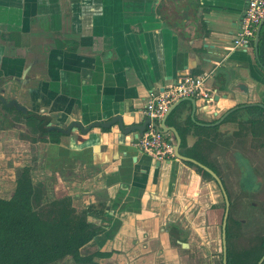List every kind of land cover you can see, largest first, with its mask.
Listing matches in <instances>:
<instances>
[{"label": "crops", "instance_id": "1", "mask_svg": "<svg viewBox=\"0 0 264 264\" xmlns=\"http://www.w3.org/2000/svg\"><path fill=\"white\" fill-rule=\"evenodd\" d=\"M245 8L246 0H0L4 88L54 127L115 116L134 127L146 121L150 98L186 76L208 75L217 101L193 98L194 114L183 102L166 124L178 132L183 157L200 162L193 150L199 141L205 162L219 170L228 164L238 181L242 154L260 166L264 150L260 140L255 154L244 150L264 136L248 110L264 105V58L258 48L259 65L254 48L232 44ZM242 105L249 107L223 118ZM136 134L124 136L117 126L72 132L45 144L44 168L66 185L61 194L73 207L102 228L89 244L110 254L99 259L105 264H191L179 248L187 252L188 234L203 233L204 220L201 229L195 221L204 216L211 183L182 161L157 167L136 147ZM211 204L215 216L217 202ZM173 227L185 237H171Z\"/></svg>", "mask_w": 264, "mask_h": 264}, {"label": "trees", "instance_id": "2", "mask_svg": "<svg viewBox=\"0 0 264 264\" xmlns=\"http://www.w3.org/2000/svg\"><path fill=\"white\" fill-rule=\"evenodd\" d=\"M260 35L259 57L264 58V32H260ZM248 110L258 116L253 120L258 121L259 130H264L261 118L264 110L259 107ZM49 133V142L59 144L62 135L57 131ZM204 146L198 141L193 150L199 152H196V158H200L199 163L211 169L213 167L201 155ZM206 151L209 152L210 147L207 146ZM185 164L195 168L204 180H212L200 168L191 163ZM29 171L24 168L20 172L9 199H0V264H55L67 257L75 264H96L93 258L110 256L98 251L90 255L81 254V249L101 233L102 228L88 221L85 211L78 212L69 196L47 199L42 185L32 182ZM229 221L226 227L227 264H256L264 254V237L254 253L246 251L240 254L233 250V233Z\"/></svg>", "mask_w": 264, "mask_h": 264}, {"label": "rangeland", "instance_id": "3", "mask_svg": "<svg viewBox=\"0 0 264 264\" xmlns=\"http://www.w3.org/2000/svg\"><path fill=\"white\" fill-rule=\"evenodd\" d=\"M17 109V108H16ZM3 112V110H2ZM4 121L0 118V199L9 198L15 188V181L18 178L23 168L31 169V179L34 184H43L44 196L47 199L60 197L64 192L65 184L59 186L56 175L52 174L49 168H44L43 157L45 150L40 146H32L28 141L31 133L27 131L26 127L14 123L12 120L19 122L15 119L14 113L3 112ZM18 119V117H16ZM21 123L22 120H20ZM259 130V127L257 128ZM28 134L30 136H28ZM42 146V145H41ZM47 148V146L45 147ZM44 150V151H43ZM260 164L264 165V151L258 156ZM173 161V160H172ZM224 167V166H222ZM220 167V169L222 168ZM64 175L62 178L64 181ZM210 181L211 189H205V212L204 216L195 221L196 225L202 227L205 223L202 237L197 235H188L186 237L190 249L182 250L179 248L181 254H186V260L191 264H221L222 261V244H221V219L223 214V203L219 196V189L213 181ZM64 186V187H63ZM213 194L215 196L213 197ZM208 198V199H207ZM203 200V199H202ZM207 200V201H206ZM252 200V199H250ZM258 199H254L255 201ZM217 202V214L213 216L214 208L211 202ZM259 203H261L258 200ZM249 201L245 200L240 202L235 207L233 212V219L229 221L230 230L233 233V250L240 254L246 251L253 253V245L261 236L264 235V212L260 210H252L249 207ZM264 210V202L260 205ZM199 207L195 210V215H198ZM201 214V213H200ZM200 216V215H199ZM207 218V220H206ZM204 220V223L201 222ZM244 221L241 226L235 224L236 221ZM183 223L179 222L177 225L183 227ZM197 226V227H198ZM95 248L92 245H86L81 249L82 255H90L95 253ZM101 258H93L96 264H105ZM98 261L99 263H97ZM55 264H75L70 257L63 259ZM250 264V263H244ZM264 264V263H263Z\"/></svg>", "mask_w": 264, "mask_h": 264}, {"label": "flooded vegetation", "instance_id": "4", "mask_svg": "<svg viewBox=\"0 0 264 264\" xmlns=\"http://www.w3.org/2000/svg\"><path fill=\"white\" fill-rule=\"evenodd\" d=\"M26 69L28 70V68H25L24 70H22V73H21L22 78H24L27 74ZM4 77L2 76V74H0V118L2 117L1 119L6 121V119L3 118L4 111L8 113H14L15 119L18 120L19 122H16L14 120L12 121L18 124L17 126L22 125L24 128L26 127L27 131L31 133V136L28 134V136H30L29 137L30 139L28 142L32 146L36 145V147L40 146L41 149H44L46 147L45 144L50 143L49 142V139H50L49 132L52 131L50 130V128L54 126H51V124L46 120V117L42 114V111L39 112V110L36 111L32 107L28 108L24 105L19 104L16 98L13 97L14 96L13 91L11 89L4 88V85H5L4 82L7 81L6 76ZM16 106H19L20 108H23V109L18 110L16 109ZM16 117H18V119ZM20 120H22L23 123H21ZM38 123H41V124L38 126ZM259 140H260L261 148L264 149V136H263L253 141V143H255L254 145L252 146L250 145L248 148L244 147V150H250L252 151V154H255L256 152H258V149L260 147L258 144ZM241 157H242L241 166H240V169L238 170L240 179L238 181L234 180L231 167L228 164L224 165V167L220 170L214 169V168L212 169V171L220 179V182L222 184V187L224 189L225 195L229 203L227 222L228 220L233 219V212L235 211V207L239 205L240 202L245 201V200L249 201L250 203L249 207L253 211L260 210L261 213L264 212V210H262L260 207L261 203L264 202V165L260 164L259 166L258 163L253 164V162H250V158L247 155L242 154ZM27 169L30 170L29 171V174H30L31 169L28 167ZM30 177H31V174H30ZM213 183L215 184V186L218 187V185L214 181ZM15 184H16V181H15ZM40 185H42V188H43V184H40ZM218 189H219V196L221 197V201L223 203V214H222V218H223L224 211H225V201H224L223 193L221 192L219 187ZM12 194L9 196V198L12 196ZM214 196L215 194H213V197ZM9 198H6V200ZM250 199L252 200L258 199L261 203H259L258 200H256L255 202ZM243 223L244 221H241V220L235 222V224L238 226H241V224ZM221 225H222V219H221ZM226 227H227V224H226ZM201 228L203 227H199L198 229H201ZM202 234H203L202 232H199L193 235H197L199 238H201ZM188 235H191V234H188ZM170 236L177 237V238L185 237V236L178 235L177 229L175 227H173V229L170 231ZM263 237L264 235L261 236L259 239H257V242H255V244L253 245L252 247L253 253L255 252V250H257V248H259ZM185 243L186 242L181 243V245ZM221 244H222V237H221ZM226 249H227V242H226ZM222 259H223V250H222ZM221 264H222V261H221Z\"/></svg>", "mask_w": 264, "mask_h": 264}, {"label": "built area", "instance_id": "5", "mask_svg": "<svg viewBox=\"0 0 264 264\" xmlns=\"http://www.w3.org/2000/svg\"><path fill=\"white\" fill-rule=\"evenodd\" d=\"M264 20V0H246V8L241 18L239 31L235 35L233 48L246 50L253 48L257 28ZM208 75L186 76L174 85L168 86L162 93L148 100L143 115L148 120L142 135L136 141V147L145 155L158 162L175 160L173 154L174 136L159 128L172 105L186 98H213L206 86Z\"/></svg>", "mask_w": 264, "mask_h": 264}, {"label": "water", "instance_id": "6", "mask_svg": "<svg viewBox=\"0 0 264 264\" xmlns=\"http://www.w3.org/2000/svg\"><path fill=\"white\" fill-rule=\"evenodd\" d=\"M264 24V20L260 23L259 27L257 28V33H256V37L254 39V43H253V48L255 51V57L256 60L259 63L258 60V43H259V38H260V32L262 29V26ZM264 70V68H262ZM216 93V91H215ZM218 99V96H213L212 99L210 100H204L201 99V101H203L206 104H210V103H214L216 102ZM183 102H189L191 104L192 107V114H194L195 110H196V101L193 98H186L183 100H180L178 102H176L175 104L172 105L171 109L169 110V112L167 113V115L165 116V118L161 121L159 128L163 131H169L173 134L174 136V144H173V154H174V158L175 160H177L178 162H184V163H191L194 166L198 167L201 169V172H206L207 174H209L212 178V180L218 185V187L220 188L221 192L223 193L224 196V201H225V211H224V215L222 218V225H221V237H222V250H223V259H222V264H227V249H226V224H227V217H228V209H229V203L227 200V197L225 195L224 189L222 187V184L220 182V179L218 178V176L208 167L204 166L203 164L199 163L198 161L194 160V159H190L187 157H183L180 152H179V148L181 145V139L180 136L178 135V132L176 131L175 128L172 127H168L166 124L167 118L172 114L173 110L179 106L180 104H182ZM255 106L261 108L264 110V105L262 104H254ZM249 107V105H242V106H237L232 108L231 110L228 111V113L225 114V116L223 118H225L227 115L231 114L232 112H234L237 109H245ZM16 108L18 110H22L23 108H20L19 106H16ZM223 118H221L220 120H218L216 122V124L220 123ZM148 123V120L146 119V121L141 124L140 126H125L122 118L120 116H115L113 118H111V120L107 121V122H92L89 123L87 125H83L81 122H77V121H71L69 122V124L64 127H51L50 130L52 131H57L59 132L62 136L65 135H70L72 132H79L81 135H86L88 134L92 129L94 128H99L102 131H111L112 127L117 126L118 131L126 136L132 132H137L139 134H136V137L141 136L142 133L144 132L146 125ZM95 141V140H94ZM161 162L157 161V167L160 166ZM167 163V162H166ZM264 263V254L261 256V258L259 259V261L256 264H263Z\"/></svg>", "mask_w": 264, "mask_h": 264}]
</instances>
